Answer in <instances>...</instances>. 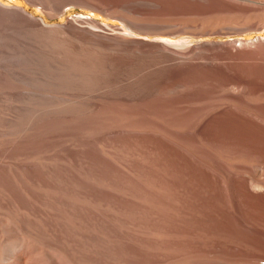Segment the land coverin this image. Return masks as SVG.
<instances>
[{"label":"rangeland","instance_id":"374dc122","mask_svg":"<svg viewBox=\"0 0 264 264\" xmlns=\"http://www.w3.org/2000/svg\"><path fill=\"white\" fill-rule=\"evenodd\" d=\"M263 182L264 0H0V264H264Z\"/></svg>","mask_w":264,"mask_h":264},{"label":"bare ground","instance_id":"6f19581e","mask_svg":"<svg viewBox=\"0 0 264 264\" xmlns=\"http://www.w3.org/2000/svg\"><path fill=\"white\" fill-rule=\"evenodd\" d=\"M15 12H18V13H20V14H22V15H24V16H26V18L27 19H29V20H37L40 24H44V19H43V17H39V18H37V17H35V16H33L32 14H30L29 12H27L25 9H15ZM163 12V11H162ZM165 14H167V13H165ZM133 18V17H132ZM162 18V17H161ZM164 18V17H163ZM162 18V19H163ZM161 19V20H162ZM140 20V19H139ZM137 18H135V21H139ZM163 20H165L166 22H168L166 19H163ZM133 21H134V19H133ZM140 21H142V19L140 20ZM140 21H139V23H140ZM159 21V20H158ZM160 22H162V21H160ZM164 22V21H163ZM166 22H164V23H166ZM142 23V22H141ZM153 23V22H152ZM156 23V22H155ZM155 23H153L154 25H155ZM138 24V23H137ZM167 27H169L170 28V26H172V22H168V23H166L165 24ZM174 25V24H173ZM139 26V25H138ZM135 27V26H134ZM164 27V26H163ZM174 27L175 26H173V30H175L174 29ZM145 28V27H144ZM147 28V27H146ZM136 29H138V28H136ZM153 29V28H152ZM151 29V30H152ZM156 29H158V28H156ZM168 29V28H167ZM141 30V29H140ZM159 30V29H158ZM169 30H171V29H169ZM169 30L167 31V32H169ZM143 31V30H142ZM147 31H148V29H147ZM146 31V32H147ZM152 31H155V30H152ZM163 31V30H162ZM164 31H165V29H164ZM163 31V32H164ZM172 31V30H171ZM149 32H151V31H149ZM158 32H160V31H158ZM166 32V31H165ZM173 32V31H172ZM174 33V32H173ZM163 44V43H162ZM163 46V45H162ZM161 46V47H162ZM166 46V45H165ZM160 47V46H159ZM157 49V48H156ZM161 49V48H160ZM160 53V52H159ZM162 53H164L165 55H167V57H177V56H179V55H177V53L175 52V51H173V50H170V49H162ZM163 54V55H164ZM161 55V54H160ZM164 58V57H163ZM178 58V57H177ZM167 60V59H166ZM230 111H232V110H230ZM227 112V111H226ZM234 114V112L232 111V116H234L233 115ZM225 115V114H224ZM229 116H230V114H229ZM223 117V116H222ZM222 117H220V118H222ZM216 118V117H215ZM214 118V119H215ZM226 119H228V118H226ZM231 119H233V117L231 118ZM223 120V119H222ZM224 121V120H223ZM228 121V120H227ZM252 184V186H254V187H256V188H259V189H261L262 188V184L261 183H251ZM263 184H264V182H263ZM245 186V192L246 193H248L249 195H252V192H251V186H247V185H244ZM257 199H259L260 201H264V199L263 198H257ZM10 244V243H9ZM8 244V245H9ZM8 245H7V247H5V248H7V250H9V248H8ZM11 249V248H10ZM12 250V249H11ZM13 250H15V249H13ZM2 252V251H1ZM0 252V253H1ZM12 252V251H11ZM7 253V252H6ZM10 253V252H9ZM2 254V253H1ZM3 254H5V253H3ZM13 254V253H12ZM6 255V254H5ZM3 257V256H2ZM10 257H12L11 255H10ZM161 257V256H160ZM159 257V258H160ZM7 259V258H6ZM6 259H4V260H6ZM166 259H167V257H166ZM3 260V259H2ZM7 261V260H6ZM5 261V262H6ZM158 261V260H157ZM163 262V261H162ZM8 263V262H7ZM160 263V262H159Z\"/></svg>","mask_w":264,"mask_h":264}]
</instances>
